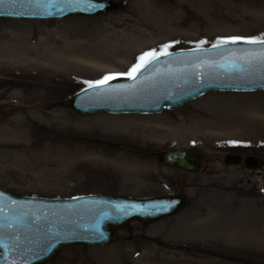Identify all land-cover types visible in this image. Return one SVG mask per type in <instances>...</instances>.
<instances>
[{"label": "rangeland", "instance_id": "1", "mask_svg": "<svg viewBox=\"0 0 264 264\" xmlns=\"http://www.w3.org/2000/svg\"><path fill=\"white\" fill-rule=\"evenodd\" d=\"M116 1L119 9L95 16L0 18V54L27 45L71 55L77 71L33 90L5 78L28 82L37 74L0 67V187L41 197L183 192L189 198L177 214L132 220L115 242L67 246L46 264H264V89L212 91L157 114L80 116L62 104L88 87L86 81L125 73L142 53L165 44L170 52L233 36L264 39V0ZM121 79L129 77L108 82ZM13 91L29 99L13 100ZM126 125L158 126L168 138L117 143L115 132ZM174 149L204 152L203 170L193 174L170 164L167 153ZM229 152L255 156L260 165L226 164ZM122 156L137 161L125 163Z\"/></svg>", "mask_w": 264, "mask_h": 264}, {"label": "water", "instance_id": "2", "mask_svg": "<svg viewBox=\"0 0 264 264\" xmlns=\"http://www.w3.org/2000/svg\"><path fill=\"white\" fill-rule=\"evenodd\" d=\"M66 3L65 0H33L32 3L0 8V18L55 20L68 16H95L116 11V0ZM15 13H22L17 15ZM262 44L237 42L170 51L161 55L135 79L85 87L62 104L80 116L99 113L157 114L167 107L181 109L212 91H255L264 89ZM167 161L176 168L198 174L206 155L202 151L174 149ZM224 162H243L237 153H226ZM257 169L255 156L244 159ZM183 193L133 197L90 193L72 197H41L17 194L0 187V264H46L67 246H105L116 241L118 232L132 220L150 223L186 208Z\"/></svg>", "mask_w": 264, "mask_h": 264}, {"label": "bare ground", "instance_id": "3", "mask_svg": "<svg viewBox=\"0 0 264 264\" xmlns=\"http://www.w3.org/2000/svg\"><path fill=\"white\" fill-rule=\"evenodd\" d=\"M71 58L72 56L67 54L36 52L33 48L27 45H22L13 51L0 54V67H4L9 70L20 69L23 72L32 73L34 75L37 74L36 79L28 82L10 77L5 78L6 81H9L10 85H23L26 88H33V90H36L39 87H47V79L53 78L55 75H75L77 71L76 68L70 64L73 62ZM4 96H7V94L2 95V97ZM8 97L13 100L21 98L29 99V96L25 95L22 91H13L8 94ZM261 114H264V112ZM116 131V138L113 137V139L117 143L125 141L154 143L162 142L164 139L168 138V131L158 126L152 128L148 125H143L135 128L130 125H126L119 129L117 128ZM121 159H123L125 163L137 161L136 158H123V156Z\"/></svg>", "mask_w": 264, "mask_h": 264}, {"label": "snow or ice", "instance_id": "4", "mask_svg": "<svg viewBox=\"0 0 264 264\" xmlns=\"http://www.w3.org/2000/svg\"><path fill=\"white\" fill-rule=\"evenodd\" d=\"M25 2L32 3L33 0H0V8H2L6 4L11 5H17V4H24ZM66 3H84L85 5H88L89 7H102L103 5H92L91 0H65ZM17 15H22V13H15ZM243 41L244 43L249 44H262L264 45V39H258V38H245V37H239V36H233L221 39L218 44H214L213 47H218L220 44H235L237 42ZM200 43H204V41H201ZM171 45L165 44L162 46V49L160 51H157L156 49H152L150 51H145L140 56L137 57L138 62L134 63L133 66L125 73H118V74H110L105 75L102 79L96 80V81H86L88 86L90 88L101 86L106 84L109 80L115 79L117 75H127L131 79H135L137 74L141 72L142 69H145L149 64H151L153 61H156L161 55L167 56L170 55L168 52V48ZM261 55L264 56V49H261ZM235 143V142H233Z\"/></svg>", "mask_w": 264, "mask_h": 264}, {"label": "flooded vegetation", "instance_id": "5", "mask_svg": "<svg viewBox=\"0 0 264 264\" xmlns=\"http://www.w3.org/2000/svg\"><path fill=\"white\" fill-rule=\"evenodd\" d=\"M243 156V155H242ZM244 158V157H243Z\"/></svg>", "mask_w": 264, "mask_h": 264}]
</instances>
